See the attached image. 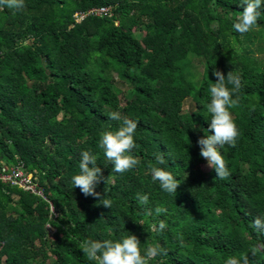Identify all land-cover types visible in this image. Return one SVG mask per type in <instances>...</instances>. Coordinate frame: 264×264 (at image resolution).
I'll return each mask as SVG.
<instances>
[{
  "label": "trees",
  "instance_id": "1",
  "mask_svg": "<svg viewBox=\"0 0 264 264\" xmlns=\"http://www.w3.org/2000/svg\"><path fill=\"white\" fill-rule=\"evenodd\" d=\"M24 3L0 7V165H20L42 195L0 180V264H95L80 242L132 233L142 254L159 247L150 264H225L245 254L264 264V230L252 227L264 219V5L240 34V0ZM92 7L112 16L76 24L75 13ZM216 70L242 79L231 109L236 146L221 150L227 179L202 169L198 144L210 127ZM113 111L138 122L132 154L140 163L123 173L99 147L100 133L119 127ZM85 150L97 157L96 190L111 208L72 184ZM153 166L178 179L176 194L152 179ZM138 193L149 196L146 205Z\"/></svg>",
  "mask_w": 264,
  "mask_h": 264
},
{
  "label": "clouds",
  "instance_id": "2",
  "mask_svg": "<svg viewBox=\"0 0 264 264\" xmlns=\"http://www.w3.org/2000/svg\"><path fill=\"white\" fill-rule=\"evenodd\" d=\"M240 4L243 11H240L235 18L233 29L244 34L257 25L261 18L260 9L264 5V0H240ZM3 6L20 10L25 7V3L24 0H0V7ZM75 23L80 24L76 20ZM214 74L217 79L209 87L211 99L205 105L207 115L211 116L210 127L207 129L208 134L201 137L198 144L201 149L200 155L207 160L209 167L215 169L216 177L227 179L230 171L221 150L225 145L236 146L239 132L231 109L238 106L239 97L237 94L242 88V79L239 73H234L232 70L226 76L220 70H216ZM108 116L110 120L119 121L120 124L115 130L110 128L100 133L99 147L104 151L106 159L114 166L113 171L123 173L140 163L139 159L132 154V150L136 146L135 134L138 122L129 117H122L118 111L110 112ZM156 160L160 165L166 162L163 156H157ZM102 175L97 157L85 150L81 153L79 172L71 177V181L74 188H79L85 196L97 198L99 204L111 208L113 201L96 190ZM152 179L158 180L162 189L169 193L176 194L180 185L173 173L162 167H152ZM137 200L146 205L149 196L138 193ZM155 211L160 214L167 210L157 207ZM166 227V222L161 220L159 230L163 231ZM252 227L258 232L264 230V219L257 217L253 221ZM78 247L83 251L85 257L89 261H94L95 264H150V261L160 254L159 247L151 245L142 254L141 241L133 233L118 240L85 239L78 244ZM253 255H255V250H253ZM225 264H248V256L246 254L240 257L229 256L225 260Z\"/></svg>",
  "mask_w": 264,
  "mask_h": 264
},
{
  "label": "built area",
  "instance_id": "3",
  "mask_svg": "<svg viewBox=\"0 0 264 264\" xmlns=\"http://www.w3.org/2000/svg\"><path fill=\"white\" fill-rule=\"evenodd\" d=\"M112 16V11L110 7H99L91 8L86 12H78L75 14V20L80 23L88 16ZM0 180L4 183L10 185H17L23 190H29L32 193L42 195L39 190L36 189V184L32 182L31 174L24 173L20 165L9 166L7 164L0 165Z\"/></svg>",
  "mask_w": 264,
  "mask_h": 264
},
{
  "label": "rangeland",
  "instance_id": "4",
  "mask_svg": "<svg viewBox=\"0 0 264 264\" xmlns=\"http://www.w3.org/2000/svg\"><path fill=\"white\" fill-rule=\"evenodd\" d=\"M117 85H119L122 89H125L126 86H127V84L124 83V82H122L119 78H117ZM121 97H122V94H121ZM122 101H123V100H122ZM189 104H190V99H186V100L184 101V105H183L184 108L188 107ZM202 169H203L206 173H208V172H209V169H210V167L208 166V163L204 164V165L202 166ZM52 231H54V229H52Z\"/></svg>",
  "mask_w": 264,
  "mask_h": 264
}]
</instances>
